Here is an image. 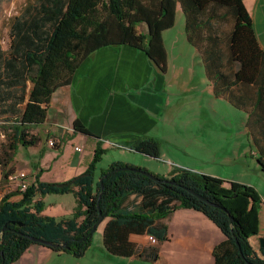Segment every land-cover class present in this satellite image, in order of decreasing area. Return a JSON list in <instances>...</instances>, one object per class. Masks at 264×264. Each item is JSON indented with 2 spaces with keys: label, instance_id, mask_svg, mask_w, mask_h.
Masks as SVG:
<instances>
[{
  "label": "trees",
  "instance_id": "obj_1",
  "mask_svg": "<svg viewBox=\"0 0 264 264\" xmlns=\"http://www.w3.org/2000/svg\"><path fill=\"white\" fill-rule=\"evenodd\" d=\"M180 5L186 39L199 51L215 96L248 114L264 173V49L243 0H27L12 20L9 48L0 45V121L12 130L9 161L20 147L38 144L31 131L45 123L53 94L70 86L80 66L99 50L119 46L141 50L165 73L168 52L163 35L174 28ZM142 25L147 26L146 33L139 31ZM74 130L92 136L79 120ZM134 151L158 159L160 143L145 139ZM105 152L99 144L87 171L67 187L37 179L20 192L21 200L4 197L0 264L17 262L34 245L82 258L93 244L100 213L102 224L107 222L104 243L110 254L156 262L160 246L169 240L166 221L179 209L204 214L225 235L214 249L215 264H264L249 241L257 231L246 214V199L257 202L255 190L236 182L226 188L224 180L181 168L168 178L155 175L161 181L157 183L144 174L147 170L121 163L100 175L107 176L103 190L95 174ZM68 193L77 199L71 217L42 215L45 204L35 201L37 195ZM132 235L153 236L157 243L139 247L131 242Z\"/></svg>",
  "mask_w": 264,
  "mask_h": 264
},
{
  "label": "crops",
  "instance_id": "obj_2",
  "mask_svg": "<svg viewBox=\"0 0 264 264\" xmlns=\"http://www.w3.org/2000/svg\"><path fill=\"white\" fill-rule=\"evenodd\" d=\"M243 2L251 15L258 42L264 49V0H243ZM177 15H180L179 7ZM186 37L174 42L176 46L174 51L177 53L173 58H170V52L164 42L168 52V69L165 73L149 59L147 53L129 46L103 48L87 59L77 70L72 84L53 94L45 123L31 131L32 135L39 138L38 144L28 149L19 148L17 155L8 164L11 173L0 170V204L7 195H12L13 201L21 200L18 198L21 192L20 182L11 181L12 174L25 173L29 187L35 184L37 179L39 182L49 184H66L87 171L99 144L106 152L116 148L143 156L134 151V146L142 140L154 139L160 143V158L167 159L168 163L175 164L177 168L195 170L224 180L226 188L230 187V183L236 182L256 191L257 202L252 198L246 199V214L257 231V236H252L249 241L254 251L264 259L262 256L264 248L260 242L264 239V173L257 161L258 152L249 150V146L246 148L239 144V149L236 150L238 162L235 163H239L245 174H243L245 178H240L238 173L230 174L227 168H224L226 170L224 173L219 170L208 172L204 168L193 166L192 163L189 166L178 157L176 152L167 151L170 146L177 150L184 148V151L187 150L185 156L193 158L194 161L207 159L212 153L210 145L206 147L201 144L196 145L199 142L196 143L187 135L178 137L172 125H164L165 122L170 124L176 122L173 120L175 99L194 88L192 84L194 62L190 61L187 55H200V53L188 43ZM204 73L203 78L207 81V85L204 87L203 96H198V110L209 112L211 107L216 108L220 99L230 103L224 98L215 96L205 68ZM170 109L171 116L168 113ZM238 111L248 115L243 110ZM169 116L170 119H165ZM77 120L81 121L92 136L74 130ZM239 127L243 135L250 136L248 118L242 119ZM201 128L205 130L203 125ZM75 137L77 138L75 151L76 147L82 148L81 152L76 151L80 154V159L73 158L69 165L55 170L46 153L54 150L64 154V145L66 146L67 142ZM52 141L56 143V147L50 145ZM229 159L230 157H224L223 163H228L225 160L229 161ZM109 163V168L115 163L139 168L147 167L133 156L111 158ZM173 170L174 168L167 169L165 175L160 177L168 178ZM104 171L106 169L102 170L100 175ZM45 173L51 175L46 177ZM95 175L100 180L97 168ZM70 194L74 196L73 193L37 195L35 201H43L46 206V201L52 200L50 205H56L63 199L48 196L68 197ZM74 199L75 203L72 200L68 207L53 213L46 211L45 207L42 215L56 219L71 217L77 207L75 196ZM106 224L107 222L101 223L99 227L104 225L103 229H97L93 235V244L82 258H76L68 253H56L47 247L34 245L13 264H215L214 249L226 240L222 231L204 214L194 209H179L166 221L169 240L160 246L161 257L156 262H149L138 256L116 257L110 254L104 243ZM131 242L139 247L153 245L150 236L132 235Z\"/></svg>",
  "mask_w": 264,
  "mask_h": 264
},
{
  "label": "rangeland",
  "instance_id": "obj_3",
  "mask_svg": "<svg viewBox=\"0 0 264 264\" xmlns=\"http://www.w3.org/2000/svg\"><path fill=\"white\" fill-rule=\"evenodd\" d=\"M27 3V0H0V45L4 50H7L9 48L10 43V26L12 23V20L14 17L20 14L22 12L21 10ZM179 7V13L180 15H177L176 18V24L174 28L166 31L163 35L164 42L167 45V49L170 52V58H173L174 55L177 53L175 52V41H179L184 39L185 36V17L181 8V5ZM139 31L146 33L147 32V26L142 25L139 26ZM94 55V54H93ZM90 56L89 58H91ZM190 61L194 62V69L193 70V81L192 84H194V88H192L190 91H187L185 93L180 94V96L175 99L174 106L175 108V116L173 117L174 121L170 124V122H165L164 125H172L171 127L175 131V134L178 137H183L184 135L189 136L190 139L195 140L196 143L199 142V144L196 145H204L205 147L207 145H210V148H212L211 155L209 154L208 158L199 159L198 161L192 160L193 158H189L185 156V150L182 148L181 150H177L176 148L173 149V146L168 147L167 151H173L176 152L178 157L186 162L185 164H191L198 168H204V170H207L208 172H214V170L223 171L225 173V169L229 171L230 174H237L240 178L243 177L244 172H242V168L239 165L237 159V151L239 149V144H242L243 146H246V148L249 146V150L256 151L257 148L255 144L252 141V138L250 136L243 135L241 133L240 124L242 122V119L248 118V115L242 114V112H239L232 104L226 103L225 101H222L221 99L218 101V104L216 106V111L212 107L210 108L209 112L207 110L201 111L198 110V102L197 99L198 96H203L204 87L207 85V81L204 80L203 77H205L204 73V66H203V60L201 55L199 54H193V55H187ZM88 58V59H89ZM173 61V60H171ZM82 66V65H81ZM80 66V67H81ZM203 70V73H202ZM172 75L171 72L169 74ZM209 91V90H208ZM207 93V92H206ZM209 93L213 94L212 91ZM206 98V95H205ZM171 109L169 110L170 115ZM171 116V115H170ZM170 116L165 119H170ZM204 126L203 130L201 126ZM235 126V127H234ZM12 133V130L9 126V124H6L3 121H0V170L3 172H10L8 169L9 159L6 156L8 153L12 156V152L9 150L10 145V135ZM32 135V134H31ZM35 136V135H34ZM54 142V141H52ZM55 143V142H54ZM77 144V138L70 139L66 146L64 145L63 150L64 154L60 151H48L46 155L49 157L50 164L54 165L55 170L62 167L69 165V162L73 159H80V154H77L74 146ZM56 147V143H55ZM17 155V153L15 154ZM14 155V157H15ZM132 157L134 159H137V161H140L141 163H144L143 166H147L145 169L149 173L161 176L165 175V172L167 169H176V165L168 163L167 159L162 158H151L149 156L143 155H134L130 154V152H125L121 149H111L108 152L104 153L102 155V159L100 163H98L97 166V175H100L102 170H107L109 163V160L111 158L116 157ZM230 157L229 161L225 160V162H228L226 164L223 163L224 157ZM12 158V157H11ZM41 158V157H40ZM251 161V160H250ZM196 162V163H194ZM255 162V161H254ZM190 166V165H189ZM243 167V165H242ZM50 170V168H47ZM194 172H197L194 170ZM200 174H203L201 172H197ZM160 174V175H158ZM51 175V173H45V176L48 177ZM245 175V174H244ZM249 175V174H248ZM256 180V178H255ZM29 187V186H28ZM52 198L60 197L59 199H63L62 201L58 202L56 205H50L51 201H46V211H57L59 209H65L69 206L70 201H74L75 199L72 194L67 196H48ZM19 199H22V194L18 196ZM69 199V201H68ZM104 225H102L100 228L103 229ZM98 228V229H100Z\"/></svg>",
  "mask_w": 264,
  "mask_h": 264
},
{
  "label": "water",
  "instance_id": "obj_4",
  "mask_svg": "<svg viewBox=\"0 0 264 264\" xmlns=\"http://www.w3.org/2000/svg\"><path fill=\"white\" fill-rule=\"evenodd\" d=\"M148 178H151L152 180H154V181H156L157 183H160L161 181H160V178H157L155 175H153V174H151V173H144ZM107 176H103L100 180H99V182H100V184H101V186H102V189L104 190V179L106 178ZM166 183H168V184H176L175 182H173V181H166ZM60 188H63V187H67L68 186V184H59L58 185ZM101 197H102V195H101ZM104 221V217L101 215V213H100V221L95 225V228H94V231H97V229L98 228H100L99 226L101 225V223ZM7 230V228H4L3 229V231H6ZM33 240L35 241V242H37V243H41V244H44V245H48V246H54L53 244H50V243H48V242H45V241H42V240H39V239H35V238H33ZM260 242H261V246L264 248V239H261L260 240ZM62 247H64V248H68V246L67 245H63Z\"/></svg>",
  "mask_w": 264,
  "mask_h": 264
},
{
  "label": "built area",
  "instance_id": "obj_5",
  "mask_svg": "<svg viewBox=\"0 0 264 264\" xmlns=\"http://www.w3.org/2000/svg\"><path fill=\"white\" fill-rule=\"evenodd\" d=\"M50 145L52 147H55V143L51 142ZM82 148L81 147H76V151L81 152ZM10 179L11 181H19L20 182V191L21 192H25L28 189V183L26 182L27 180V175L25 173H18V174H12L10 175ZM150 241L153 244L157 243L156 238H154L153 236H150Z\"/></svg>",
  "mask_w": 264,
  "mask_h": 264
}]
</instances>
